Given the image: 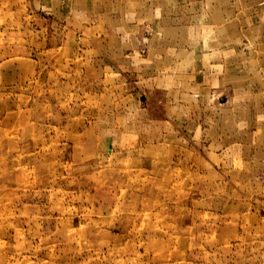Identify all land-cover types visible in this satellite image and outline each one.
I'll return each mask as SVG.
<instances>
[{
  "label": "rangeland",
  "instance_id": "obj_1",
  "mask_svg": "<svg viewBox=\"0 0 264 264\" xmlns=\"http://www.w3.org/2000/svg\"><path fill=\"white\" fill-rule=\"evenodd\" d=\"M0 264H264V0H0Z\"/></svg>",
  "mask_w": 264,
  "mask_h": 264
}]
</instances>
